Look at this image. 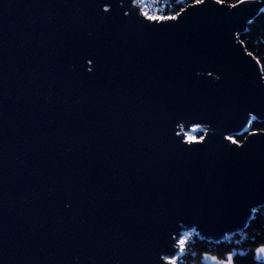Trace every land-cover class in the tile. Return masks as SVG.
Segmentation results:
<instances>
[{
	"label": "water",
	"instance_id": "95a60500",
	"mask_svg": "<svg viewBox=\"0 0 264 264\" xmlns=\"http://www.w3.org/2000/svg\"><path fill=\"white\" fill-rule=\"evenodd\" d=\"M261 8L206 0L160 26L133 0H0V264H158L177 235L243 230L264 132L225 137L264 121L239 40Z\"/></svg>",
	"mask_w": 264,
	"mask_h": 264
},
{
	"label": "trees",
	"instance_id": "16d2710c",
	"mask_svg": "<svg viewBox=\"0 0 264 264\" xmlns=\"http://www.w3.org/2000/svg\"><path fill=\"white\" fill-rule=\"evenodd\" d=\"M192 0H159L158 3L153 4L152 0H146L145 10L152 9L153 11L159 10L163 14H169L173 11H178L179 8L185 7L190 4ZM228 3H234L235 0H227ZM167 5V7H165ZM240 42L244 45V48L248 53H251L254 58L258 60L262 69V76L264 78V12H261L252 22L247 26L246 31L239 36ZM264 130V121H251L249 123L246 132H243L240 136L233 137L241 144L246 135L256 132L260 133ZM192 132V129L191 131ZM193 136L196 139L204 136V132L199 128ZM245 232L251 233L256 239V244L261 246L264 244V206L257 209L252 216V219L248 222ZM189 241L199 242L203 241V247L207 249L206 242H210L193 233L192 237L187 239ZM200 243V242H199Z\"/></svg>",
	"mask_w": 264,
	"mask_h": 264
},
{
	"label": "snow or ice",
	"instance_id": "6c2138e0",
	"mask_svg": "<svg viewBox=\"0 0 264 264\" xmlns=\"http://www.w3.org/2000/svg\"><path fill=\"white\" fill-rule=\"evenodd\" d=\"M159 0H152L153 4L158 3ZM206 0H192L190 4H188L186 7L189 9H199L202 8L205 4ZM215 4L220 5L221 8L227 7L232 9H237L240 7V5L249 3L250 0H235L234 3H228L227 0H214ZM133 3L139 7L140 15L144 17L150 24H156L160 26H167L171 24L172 22H176L178 18L181 17L183 13H185L186 8L181 7L178 11L170 12L169 14H163L159 10L153 11L152 9L145 10V0H133ZM167 7V5L165 6ZM105 13L109 12V8L105 7L103 9ZM251 55V53H249ZM91 63V61H89ZM211 75V73H209ZM249 123H251V120H249ZM199 130V124H197L193 131ZM264 132V130H261ZM179 135V133H177ZM258 133L253 132L251 135L256 136ZM226 140H228L231 144L235 145L237 148L240 147V144L236 139H234L231 135L225 137ZM204 141V137H200L199 139H196L195 137L188 135L184 139V143L186 144H200ZM187 238L185 236H179L173 238V244L174 248L179 251V253L183 254L185 252V246H186ZM256 258L260 261H264V244L257 247L255 249ZM215 260V257L212 258ZM157 261L158 264H177V257L174 253H168L165 255H161L160 253H157ZM216 264H233V256L231 253L227 255L226 260L216 261Z\"/></svg>",
	"mask_w": 264,
	"mask_h": 264
},
{
	"label": "flooded vegetation",
	"instance_id": "af4514ba",
	"mask_svg": "<svg viewBox=\"0 0 264 264\" xmlns=\"http://www.w3.org/2000/svg\"><path fill=\"white\" fill-rule=\"evenodd\" d=\"M246 228V227H245ZM244 228V229H245ZM243 230L225 237L218 242H206L205 249L203 241L194 242L186 241L185 252L183 254H175L177 257V264H203V257H215L216 261L226 260L229 253L233 256V264H258L254 260L255 249L259 247L256 244L255 237L251 233H247ZM194 232L184 233L187 239L192 237Z\"/></svg>",
	"mask_w": 264,
	"mask_h": 264
},
{
	"label": "bare ground",
	"instance_id": "6f19581e",
	"mask_svg": "<svg viewBox=\"0 0 264 264\" xmlns=\"http://www.w3.org/2000/svg\"><path fill=\"white\" fill-rule=\"evenodd\" d=\"M262 10V8L260 10H258L250 19H248L247 21H245L244 25H246L253 17H255L257 14H259V12Z\"/></svg>",
	"mask_w": 264,
	"mask_h": 264
},
{
	"label": "rangeland",
	"instance_id": "374dc122",
	"mask_svg": "<svg viewBox=\"0 0 264 264\" xmlns=\"http://www.w3.org/2000/svg\"><path fill=\"white\" fill-rule=\"evenodd\" d=\"M145 2H146V0H145ZM193 128H194V127H193ZM193 128H192V132H185L186 136H188V135L193 136V134L196 132V131H193ZM193 137H194V136H193Z\"/></svg>",
	"mask_w": 264,
	"mask_h": 264
}]
</instances>
